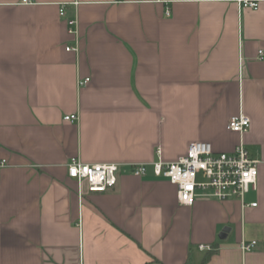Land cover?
<instances>
[{
    "label": "crops",
    "instance_id": "obj_1",
    "mask_svg": "<svg viewBox=\"0 0 264 264\" xmlns=\"http://www.w3.org/2000/svg\"><path fill=\"white\" fill-rule=\"evenodd\" d=\"M258 1L0 0V264H264ZM73 17L78 52L66 48ZM239 112L251 118L243 134L227 128ZM196 140L218 151L243 140L259 159L244 201L185 205L151 165L133 174L158 148L172 161ZM76 156L119 163L117 183L80 193ZM213 243L206 259L200 244Z\"/></svg>",
    "mask_w": 264,
    "mask_h": 264
},
{
    "label": "built area",
    "instance_id": "obj_2",
    "mask_svg": "<svg viewBox=\"0 0 264 264\" xmlns=\"http://www.w3.org/2000/svg\"><path fill=\"white\" fill-rule=\"evenodd\" d=\"M29 3L31 0H23ZM244 6L259 7L258 0H242ZM65 7L60 8V14L65 15ZM69 32L75 35V43L68 44L67 50L79 51L78 18L69 19ZM264 59V50H259ZM89 76H79L78 86L88 83ZM67 120L76 121L79 113L67 114ZM251 124V118L243 113L232 114L227 128L233 132L243 134ZM150 162L133 163L132 172L141 176L152 166L157 176L168 178L177 185L178 199L181 204L191 205L198 197L226 200L238 197L244 201L245 195L257 187L259 159L254 158L247 145L241 140L233 150H215L209 141L196 140L190 142L186 152L172 161L163 160L160 156ZM120 164L117 162H85L79 156L73 157L68 163V174L76 178L79 192H83L86 185L92 191H105L117 183ZM245 203V202H244ZM252 202L251 205H256ZM256 240L242 242L243 250H251ZM201 248L211 249L210 244H200Z\"/></svg>",
    "mask_w": 264,
    "mask_h": 264
},
{
    "label": "trees",
    "instance_id": "obj_3",
    "mask_svg": "<svg viewBox=\"0 0 264 264\" xmlns=\"http://www.w3.org/2000/svg\"><path fill=\"white\" fill-rule=\"evenodd\" d=\"M216 249H217L216 244H214V243L211 244V249H209V251H208V253L206 255V259H208L211 256V254H213L216 251ZM184 264H192V263L188 260Z\"/></svg>",
    "mask_w": 264,
    "mask_h": 264
},
{
    "label": "water",
    "instance_id": "obj_4",
    "mask_svg": "<svg viewBox=\"0 0 264 264\" xmlns=\"http://www.w3.org/2000/svg\"><path fill=\"white\" fill-rule=\"evenodd\" d=\"M227 228H225V230H226Z\"/></svg>",
    "mask_w": 264,
    "mask_h": 264
}]
</instances>
